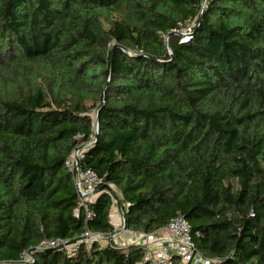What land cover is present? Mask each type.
Listing matches in <instances>:
<instances>
[{
  "label": "trees",
  "instance_id": "1",
  "mask_svg": "<svg viewBox=\"0 0 264 264\" xmlns=\"http://www.w3.org/2000/svg\"><path fill=\"white\" fill-rule=\"evenodd\" d=\"M97 121L82 164L130 201L129 228L182 214L218 264H264V0H0V259L111 230L106 187L93 219L74 214L65 164ZM97 254L134 264L142 248ZM88 261L47 249L36 264Z\"/></svg>",
  "mask_w": 264,
  "mask_h": 264
},
{
  "label": "built area",
  "instance_id": "2",
  "mask_svg": "<svg viewBox=\"0 0 264 264\" xmlns=\"http://www.w3.org/2000/svg\"><path fill=\"white\" fill-rule=\"evenodd\" d=\"M208 0H202L205 8ZM198 17H187L178 21L172 31L180 35L181 41L191 39ZM142 52V50H140ZM94 133L88 140H81L71 150L65 164L73 175L78 194V205L74 210L77 217L84 212L86 221L93 219L96 212L92 209L99 192L103 188L111 193L113 204L109 215L111 230L96 231L88 226L74 237H47L38 244L20 252L15 259H0V264H36L37 254L47 249H55L68 257L76 258L80 252L88 255V264L98 263V252L109 247H121L126 256L130 254V246L142 248L140 259L134 264H218L222 257H209L203 254L196 245L190 221L182 214L172 217L166 225L153 231L132 230L127 226L126 212L130 201L123 198L115 185L103 184V179L92 167H85L82 162L87 148L94 140ZM106 185L111 186V188ZM103 186L102 189L100 187ZM115 264V263H111Z\"/></svg>",
  "mask_w": 264,
  "mask_h": 264
},
{
  "label": "water",
  "instance_id": "3",
  "mask_svg": "<svg viewBox=\"0 0 264 264\" xmlns=\"http://www.w3.org/2000/svg\"><path fill=\"white\" fill-rule=\"evenodd\" d=\"M204 11H205V10L202 9V12H201V15H200L199 21L202 20L203 15H204ZM116 45H118V44H116ZM115 47H116V46H115ZM98 115H99V114H97V118H98ZM96 125H97V134H96V135L98 136V121H97V124H96ZM106 186H107L108 188H109V187L111 188V186H109V185H106ZM102 188H103V186L100 187V189H102Z\"/></svg>",
  "mask_w": 264,
  "mask_h": 264
},
{
  "label": "rangeland",
  "instance_id": "4",
  "mask_svg": "<svg viewBox=\"0 0 264 264\" xmlns=\"http://www.w3.org/2000/svg\"><path fill=\"white\" fill-rule=\"evenodd\" d=\"M93 113L95 114V110H93Z\"/></svg>",
  "mask_w": 264,
  "mask_h": 264
}]
</instances>
